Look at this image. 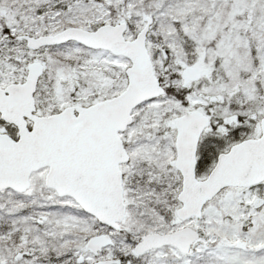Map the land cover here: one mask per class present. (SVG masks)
I'll use <instances>...</instances> for the list:
<instances>
[{"label":"snow or ice","instance_id":"6c2138e0","mask_svg":"<svg viewBox=\"0 0 264 264\" xmlns=\"http://www.w3.org/2000/svg\"><path fill=\"white\" fill-rule=\"evenodd\" d=\"M0 264H264V0H0Z\"/></svg>","mask_w":264,"mask_h":264}]
</instances>
